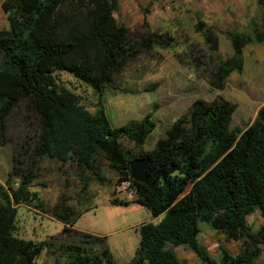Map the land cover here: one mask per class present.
Listing matches in <instances>:
<instances>
[{"label":"trees","instance_id":"obj_1","mask_svg":"<svg viewBox=\"0 0 264 264\" xmlns=\"http://www.w3.org/2000/svg\"><path fill=\"white\" fill-rule=\"evenodd\" d=\"M258 3L264 10V0ZM3 10L10 29L0 30V145L7 143L10 125L24 118L22 110L25 121L32 120L31 129L17 138L5 185L0 183V264H38L44 251L66 264H116L104 238L73 229L75 212L64 204L52 210L65 223L61 235L44 242L14 237L17 206L43 208L30 187L44 158L72 162L99 183L105 180V164L118 186L129 184L133 203L154 217L164 216L159 224L140 227L139 248L130 264H182L172 250L178 247L203 264H257L264 224L251 234L247 218L259 211L264 220V107L242 132L231 129L237 105L221 98L196 100L153 151L136 156L122 141L141 149L156 128L151 115L115 128L101 101L91 114L54 74L69 72L100 91L141 55L173 49L174 39L152 31L146 13L142 38L132 40L129 28L116 18L119 0H7ZM205 29L204 23L196 26L218 51V37ZM225 34L233 56L212 72L211 84L218 90L233 73L243 72L244 48L254 42L238 32ZM255 39L262 43L264 34L255 29ZM142 157L151 159L145 184L134 182L130 170V163ZM202 223L243 243L240 253L232 256L220 245V260L213 259L199 242Z\"/></svg>","mask_w":264,"mask_h":264},{"label":"rangeland","instance_id":"obj_2","mask_svg":"<svg viewBox=\"0 0 264 264\" xmlns=\"http://www.w3.org/2000/svg\"><path fill=\"white\" fill-rule=\"evenodd\" d=\"M0 0V30L10 25ZM120 12L116 18L129 28L132 40L143 35V20L147 13L152 31L171 37L175 47L171 50L155 49L141 55L129 64L109 87L100 91L78 80L69 72L54 74L57 83L81 99V104L94 114L101 101L115 128L139 122L151 115L156 128L141 149L123 140V145L136 156L154 150L156 143L165 137L166 130L188 113L196 100L213 102L225 99L235 105L231 129L245 131L264 107V41L255 39V29L264 34V10L258 0H119ZM204 23L219 39L218 51H212L203 33L196 26ZM205 29V30H206ZM226 31L249 36L253 43L244 48V70L233 73L223 90L211 84L214 69L233 56V48ZM8 128V141L0 145V183L5 185L12 167V157L17 138L31 129L27 114ZM104 181L99 183L87 171L72 162L60 163L44 158L30 191L37 193L43 208L36 210L25 205L17 206V239L44 242L64 232L65 223L53 217L56 205L71 207L73 229L106 240L116 264H130L140 243L139 229L143 224H159L164 216L154 217L151 211L133 203L134 193L129 184L117 185V178L103 164ZM18 182V180H16ZM130 202L123 206L112 201ZM264 220L259 211L247 218L251 234L258 233ZM199 242L216 261L220 260V245L232 256H237L243 243L228 240L207 223L200 225ZM182 264H203L191 251L172 248ZM257 264H264V246ZM38 264H66L63 257L44 251Z\"/></svg>","mask_w":264,"mask_h":264},{"label":"water","instance_id":"obj_3","mask_svg":"<svg viewBox=\"0 0 264 264\" xmlns=\"http://www.w3.org/2000/svg\"><path fill=\"white\" fill-rule=\"evenodd\" d=\"M151 159L142 157L133 160L130 163V170L132 180L139 184L147 183V169L150 165Z\"/></svg>","mask_w":264,"mask_h":264}]
</instances>
